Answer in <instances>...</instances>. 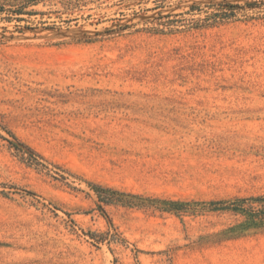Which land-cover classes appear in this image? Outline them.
I'll return each instance as SVG.
<instances>
[{
  "label": "rangeland",
  "instance_id": "1",
  "mask_svg": "<svg viewBox=\"0 0 264 264\" xmlns=\"http://www.w3.org/2000/svg\"><path fill=\"white\" fill-rule=\"evenodd\" d=\"M223 2L252 5L209 16ZM22 3L0 0V264H264V228L217 241L230 214L111 204L125 242L94 243L109 226L86 183L264 193V0H45L9 18ZM7 130L59 168L26 164Z\"/></svg>",
  "mask_w": 264,
  "mask_h": 264
},
{
  "label": "trees",
  "instance_id": "2",
  "mask_svg": "<svg viewBox=\"0 0 264 264\" xmlns=\"http://www.w3.org/2000/svg\"><path fill=\"white\" fill-rule=\"evenodd\" d=\"M45 0H23L20 7L8 10L11 14L9 18L16 20H22V14H34V10H26L29 6L37 5ZM62 3L67 4L71 0H59ZM90 2L102 1V0H88ZM251 3H211L206 5L207 8L213 9L209 16H216V14H224L227 17H231L233 13L243 9L245 6H251ZM200 9V6H191L190 10ZM4 9H0V12ZM169 16V15H168ZM155 31H162V29H153ZM4 128V126H0ZM8 135L12 138L5 139L10 147H13L20 153V159L29 166H33L39 170H45L46 173L51 171L48 165L59 168L56 164H52L47 161L42 155L35 151L32 147L20 141L10 130H7ZM65 170H63L64 172ZM67 176L59 174L58 177L53 176L55 179L65 181L68 176H73L70 172L65 171ZM70 185L68 182H66ZM90 189L93 190L98 205L97 208L100 213L107 219L109 229L104 235H96L93 232H87L94 243L101 242L103 240L113 241L118 243H124L125 239L120 236L116 231L113 223L108 218V215L104 209L105 206L115 204L126 207H134L150 212L170 213L176 216L182 215H197V214H230L237 217V222L231 226L223 229L220 233L215 234L217 241L231 238L242 234L249 229H262L264 228V193L254 194L249 196H233L230 198H212L208 200H194V199H173L169 197L157 196V195H142L138 193L126 192L116 189L111 186L103 185L100 183L86 182ZM75 188L74 186H71Z\"/></svg>",
  "mask_w": 264,
  "mask_h": 264
}]
</instances>
